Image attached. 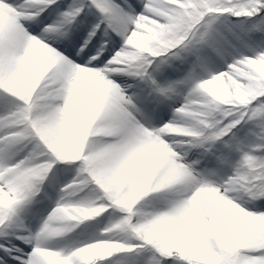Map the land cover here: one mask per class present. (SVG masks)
<instances>
[{
	"label": "snow or ice",
	"instance_id": "1",
	"mask_svg": "<svg viewBox=\"0 0 264 264\" xmlns=\"http://www.w3.org/2000/svg\"><path fill=\"white\" fill-rule=\"evenodd\" d=\"M0 264H264V0H0Z\"/></svg>",
	"mask_w": 264,
	"mask_h": 264
}]
</instances>
